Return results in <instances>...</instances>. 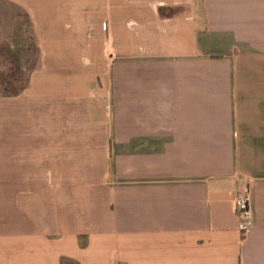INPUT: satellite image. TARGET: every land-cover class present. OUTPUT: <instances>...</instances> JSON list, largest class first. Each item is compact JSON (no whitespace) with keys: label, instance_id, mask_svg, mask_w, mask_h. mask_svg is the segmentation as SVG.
Instances as JSON below:
<instances>
[{"label":"crops","instance_id":"crops-1","mask_svg":"<svg viewBox=\"0 0 264 264\" xmlns=\"http://www.w3.org/2000/svg\"><path fill=\"white\" fill-rule=\"evenodd\" d=\"M4 7L42 38L0 81V264H264V0Z\"/></svg>","mask_w":264,"mask_h":264},{"label":"rangeland","instance_id":"rangeland-1","mask_svg":"<svg viewBox=\"0 0 264 264\" xmlns=\"http://www.w3.org/2000/svg\"><path fill=\"white\" fill-rule=\"evenodd\" d=\"M3 12L0 15V81L4 87H22L33 66V58L39 54L37 43L41 33L32 31L31 20L21 9L4 7ZM107 45L101 53L105 59L113 55ZM13 76L19 80H12Z\"/></svg>","mask_w":264,"mask_h":264},{"label":"built area","instance_id":"built-area-1","mask_svg":"<svg viewBox=\"0 0 264 264\" xmlns=\"http://www.w3.org/2000/svg\"><path fill=\"white\" fill-rule=\"evenodd\" d=\"M233 206L238 219L239 230L246 233L250 228L252 219L250 192L247 188L237 190L234 193Z\"/></svg>","mask_w":264,"mask_h":264}]
</instances>
